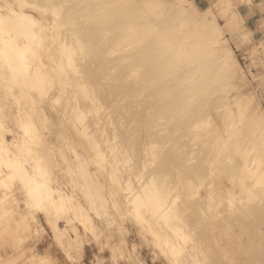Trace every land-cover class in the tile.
Returning a JSON list of instances; mask_svg holds the SVG:
<instances>
[{
    "label": "bare ground",
    "instance_id": "6f19581e",
    "mask_svg": "<svg viewBox=\"0 0 264 264\" xmlns=\"http://www.w3.org/2000/svg\"><path fill=\"white\" fill-rule=\"evenodd\" d=\"M138 1L0 0L1 228L19 245L47 232L43 215L72 257L91 232L117 262L130 219L171 264H221L214 230L238 225L264 264V109L208 102L245 76L212 6Z\"/></svg>",
    "mask_w": 264,
    "mask_h": 264
},
{
    "label": "rangeland",
    "instance_id": "374dc122",
    "mask_svg": "<svg viewBox=\"0 0 264 264\" xmlns=\"http://www.w3.org/2000/svg\"><path fill=\"white\" fill-rule=\"evenodd\" d=\"M142 1L143 0H139L138 2L144 4ZM188 1L195 3L200 11H204L210 6L215 9L214 12L217 15V19L219 21L218 23L223 27L224 30V38H226L228 46H230L231 49L234 50L233 53L238 59L240 67L243 69L245 74L244 78L237 82L238 88L233 89L229 92V94L221 91L213 92L209 97L208 102L213 103V101L218 97L217 95L222 96L221 94L224 95L223 97L228 95V97L230 98L239 94H248L255 96V105L260 104V106L264 109V0H230L231 9L227 14L229 15L233 11H238L241 12L243 16L241 26L236 31L229 30L226 25L227 18L225 16H222L218 10V6L221 5V0ZM68 3L69 1L66 2V4ZM169 5H171V3ZM172 5L171 8H173ZM175 9H177V7H175ZM172 11L170 13H172ZM247 29L252 30L250 38L242 41V39L239 37V34L241 31H246ZM229 105L236 107L233 102H231ZM226 106L227 105H224L223 107L221 106L219 108H212V116L214 115V117H217V111L221 112L222 109L224 111V108L226 109ZM125 120L126 119H124V121ZM122 123L123 122H121V124ZM123 124L125 127L126 123ZM8 137L9 139H11L10 134L8 135ZM190 146L192 147L191 144ZM187 148L190 147L188 146L185 149ZM191 161L195 162V160ZM142 169V167L136 166L137 171H141ZM59 182L62 183V179H60L58 182L55 181L54 184ZM13 188L15 190V185ZM199 191L201 193L198 192L197 196L205 193L204 188H200ZM19 196L23 197L22 194H19ZM41 217L43 224L47 228V232H44L38 237L33 236L19 245L18 242L12 239L13 235L15 234L14 229L9 226L6 231L1 228L3 225L2 223H0V264H9L12 262H14V264H38L36 262L37 260L34 261L30 258V255L33 253H49L51 255L52 264H171L167 260V258L153 246L152 242L147 241V239L142 234L140 235V232H138V227L133 224V221L131 222L130 219H126V221H124L126 226V243L123 245V254L119 252L117 256V262H114L112 261L111 257L112 249L110 248L109 244L106 243L107 238L105 235H102L99 238H94V235L91 232H88L86 236L90 238V242H86L83 249L80 251L82 253L79 257H72L68 252L60 247L58 243H56L55 239L52 237L53 233L46 223L45 217L43 215ZM64 223L65 222L61 220V227H64L66 225V223ZM260 227H264V224ZM260 227L255 226L253 228L254 233L256 232L259 237H261L262 235V230L260 229ZM234 229L236 230V232L233 233L230 239L229 235L226 232H220V230L218 229L214 230V239L215 242L219 245L217 247L218 250H215V253L218 254V257H216L218 263L222 262L221 264H254L252 261L255 258V250L257 249V246L261 247L262 245L259 242L254 249L243 248V243L247 241L248 234H244L243 236H241L238 225L234 227ZM246 231L249 232L248 229H246ZM8 234H10L11 237ZM115 239L117 240L118 236L117 238H109L111 243H114ZM125 247L127 249H125ZM214 249H216V246L214 247ZM237 249L239 250V252H237ZM133 255L135 256L133 257ZM262 262L259 260L255 264H263Z\"/></svg>",
    "mask_w": 264,
    "mask_h": 264
}]
</instances>
